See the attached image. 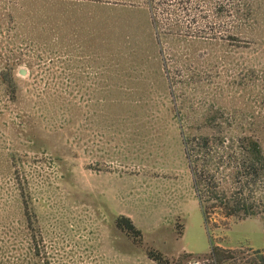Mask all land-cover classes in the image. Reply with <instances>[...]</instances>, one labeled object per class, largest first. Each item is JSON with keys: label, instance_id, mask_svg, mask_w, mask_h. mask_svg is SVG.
<instances>
[{"label": "rangeland", "instance_id": "374dc122", "mask_svg": "<svg viewBox=\"0 0 264 264\" xmlns=\"http://www.w3.org/2000/svg\"><path fill=\"white\" fill-rule=\"evenodd\" d=\"M53 1L0 0V264H157L152 248L169 264H214L201 255L210 234L244 245L226 264L264 259L261 217L238 222L210 201L206 224L183 146L216 147L230 130L264 152L259 38L215 40L229 14L166 0L156 15L177 19L181 39L164 44L165 60L142 9Z\"/></svg>", "mask_w": 264, "mask_h": 264}, {"label": "trees", "instance_id": "16d2710c", "mask_svg": "<svg viewBox=\"0 0 264 264\" xmlns=\"http://www.w3.org/2000/svg\"><path fill=\"white\" fill-rule=\"evenodd\" d=\"M166 0H83L82 3H93L100 6L125 7L142 9L149 15V24L154 34V40L159 48V56L167 59L165 43L181 39L177 32L180 23L176 19L168 18L161 22L156 15L157 7ZM264 0H229L224 5L216 0H178L177 6L186 8L191 2L206 5H216L213 18L222 19L225 15L231 16L229 31L218 39L235 41L238 39L259 38L258 44L264 45L261 24L264 23V8H260ZM60 3V0H54ZM261 2V3H260ZM61 3L62 0H61ZM230 41V42H231ZM161 47V48H160ZM264 60V50H258ZM176 54V53H175ZM264 62V61H263ZM165 65V70L167 69ZM6 77L8 86L16 88L13 70L9 68ZM171 82L169 83V88ZM221 138L218 146H210L208 137H202V143L197 139L183 137L184 152L189 160L190 170L194 176V188L197 193L204 219L207 224L208 202L216 201L214 208H221L224 217H236L246 220L252 217H261L264 221V152L261 144L252 136H231L230 130ZM205 141V142H204ZM222 187H229L230 192L221 191ZM247 193V194H246ZM229 194V195H228ZM23 197V195H22ZM24 221L30 222L27 215V201L22 198ZM119 230L131 238L136 245L141 246L144 236L137 229L132 220L126 216L116 219ZM179 235H183L184 226L180 228ZM29 248L33 250L32 245ZM229 250L212 246L210 259L214 264H226L232 260ZM147 257L157 264H169L168 259L158 250L147 249ZM254 264H264V259Z\"/></svg>", "mask_w": 264, "mask_h": 264}, {"label": "crops", "instance_id": "0c3cea01", "mask_svg": "<svg viewBox=\"0 0 264 264\" xmlns=\"http://www.w3.org/2000/svg\"><path fill=\"white\" fill-rule=\"evenodd\" d=\"M242 221H245V220H240L238 222H242ZM210 238H211V243H212V240H215V245H213V243H212V246H216V247H219V248L224 249V250H237V249L242 248L244 246L241 243L236 244V243L232 242L228 238V234L225 236V238L222 237V236H218V235L212 236L210 234ZM251 248H254V247H251ZM254 249L260 250L264 254V247H262V248H254ZM184 252H186V251H184ZM186 253H188V252H186ZM210 253H211V251L208 252V253L201 254V255H209L210 256ZM188 254L191 255V256H193V257L199 255V254H195L193 252H190ZM211 262H212V260H211Z\"/></svg>", "mask_w": 264, "mask_h": 264}, {"label": "water", "instance_id": "95a60500", "mask_svg": "<svg viewBox=\"0 0 264 264\" xmlns=\"http://www.w3.org/2000/svg\"><path fill=\"white\" fill-rule=\"evenodd\" d=\"M21 73L24 75L25 74V71L24 70H21ZM194 264H197V263H194Z\"/></svg>", "mask_w": 264, "mask_h": 264}]
</instances>
